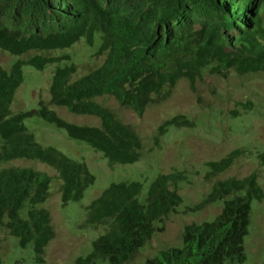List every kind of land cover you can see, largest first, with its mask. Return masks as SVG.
Returning a JSON list of instances; mask_svg holds the SVG:
<instances>
[{"label":"trees","instance_id":"1","mask_svg":"<svg viewBox=\"0 0 264 264\" xmlns=\"http://www.w3.org/2000/svg\"><path fill=\"white\" fill-rule=\"evenodd\" d=\"M96 33L101 38L98 52L105 53L103 62L76 79H72L73 63L56 66L49 102L40 99L31 111L10 108L23 80V65L43 69L68 55L35 53L18 58L9 69L0 65V162L34 158L52 166L61 180L63 204L79 200L94 176L84 162L38 143L24 125L25 117L37 115L64 129L69 137L100 151L109 164H128L140 158L141 138L99 97L111 96L141 115L148 105L167 98L181 78L188 79L194 90L207 67L221 75L230 69L239 74L264 72V0H0V49L10 54L63 49L81 37L92 44ZM49 104L95 116L100 125L69 122ZM182 126H194V121L184 114L164 120L155 145L161 135ZM244 152L235 148L207 162L210 170L204 178L225 171ZM257 156L264 165V151ZM185 178L181 171L158 174L143 200L139 181L111 182L86 207V224L103 231L75 264H127L154 232L164 228L154 223L164 221L181 202L177 188ZM50 182L51 176L32 168L0 169V227L20 247L31 246L38 262L44 261L45 247L55 235L48 209L36 207L49 196ZM263 195L256 172L216 180L192 207L201 209L223 200L215 218L185 225L182 246L159 251L145 264L242 263L251 200ZM25 204L26 217H22L19 211Z\"/></svg>","mask_w":264,"mask_h":264},{"label":"rangeland","instance_id":"2","mask_svg":"<svg viewBox=\"0 0 264 264\" xmlns=\"http://www.w3.org/2000/svg\"><path fill=\"white\" fill-rule=\"evenodd\" d=\"M100 44V33H96L92 44H87L85 38L81 37L63 49L30 50L22 55L0 49V65L7 69L18 58H27L35 53L53 56L67 54L69 57L49 63L43 69L23 65V80L14 93L10 106L12 112L36 109L40 99L49 102V87L56 66L73 63L76 72L72 79L98 67L105 58V53L98 52ZM98 101L138 133L142 141L140 158L128 164H109L100 151L85 141L69 137L64 129L37 115L25 117L24 125L38 143L44 147H55L84 162L93 174L94 182L84 190L79 200L63 204L59 190L61 180L52 166L34 158H14L0 162V169L27 167L51 176L50 194L36 207L48 209L55 231L54 237L45 247L44 261L38 262L31 246L20 247L17 239L1 226V264H75L77 257L91 251L93 240L103 231L102 227L93 229L86 224V207L111 182L139 181L142 184L139 199L143 200L150 182L158 174L181 171L186 176L178 182L177 191L181 202L164 221L154 223L164 228L154 232L127 264H145L147 258L155 256L159 251L182 246L185 225L213 220L220 212L223 200L201 209L192 207L205 197L216 180L231 176L243 177L256 172L264 194V165L257 156L258 151H264V72L239 74L230 69L221 75L211 73L210 67H207L196 81L194 90L188 79L181 78L171 88L167 98L148 105L141 115L121 106L111 96L99 97ZM49 107L69 122L100 125L95 116L72 113L64 106L49 104ZM176 114L191 118L194 126L171 128L160 136V144L155 145L159 125ZM235 148H242L245 152L228 169L206 180L204 176L210 170L207 162L217 161ZM27 208L28 204H25L19 211L22 217H26ZM243 247L245 260L239 264H264V195L260 200H251Z\"/></svg>","mask_w":264,"mask_h":264}]
</instances>
